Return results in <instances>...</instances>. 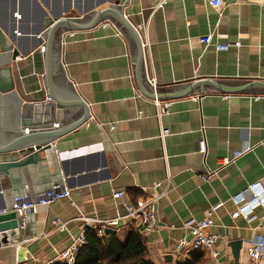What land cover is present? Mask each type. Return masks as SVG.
<instances>
[{"label": "crops", "instance_id": "0c3cea01", "mask_svg": "<svg viewBox=\"0 0 264 264\" xmlns=\"http://www.w3.org/2000/svg\"><path fill=\"white\" fill-rule=\"evenodd\" d=\"M114 1L148 43L143 48L145 74L154 77L156 87L205 78L264 80V0H222L219 10L208 0H168L153 11L147 0H0V22L8 30L14 24L13 46L20 50L14 59L0 56V63L9 65L23 100L46 96L40 50L45 38L37 40L45 17L81 16ZM63 30L59 60L90 116L54 138L48 158L41 151L31 169L3 176L0 203L3 197L6 203L8 194L31 196L63 185L70 195L29 212L20 239L11 241L29 238L24 242L26 260L17 263L13 247H2L0 264H48L79 231V213L122 214L126 201L161 191L153 186L158 180L165 186L156 203L158 226L145 234L148 256L156 264H172L188 255L187 249H175L178 238L190 237L183 222L205 216L218 201L210 230L218 233L214 248L219 260L262 264L248 257L247 247L264 235V205H254L249 218L232 216L236 203L231 197L245 190L249 199L252 190L246 188L252 183L264 191V92L155 97L167 102L158 114L154 97L141 92L134 81L128 41L107 17L89 27ZM206 33H212V41L239 40L240 45L216 50L212 43L199 42V35ZM6 76L0 69L2 83ZM52 123L55 126V120ZM162 128L167 129L163 136ZM200 138L206 144L203 153L198 150ZM245 145L250 147L242 151ZM224 157L232 159L223 164ZM207 169L213 172L201 177ZM115 190L123 194L114 197ZM55 216L67 221L65 230L53 229ZM131 226L120 219L117 236L124 240ZM238 239L235 260L230 242ZM204 264L215 262L208 255Z\"/></svg>", "mask_w": 264, "mask_h": 264}, {"label": "water", "instance_id": "95a60500", "mask_svg": "<svg viewBox=\"0 0 264 264\" xmlns=\"http://www.w3.org/2000/svg\"><path fill=\"white\" fill-rule=\"evenodd\" d=\"M110 2L100 9H91L81 16L60 15L55 19L45 17L37 40L43 41L45 72L43 81L46 96L37 101H26L21 98L10 75V67L0 63L8 78L5 83L0 80V194L3 196V176H12L17 170H29L30 166L40 160L42 151L45 158L52 154L54 138L76 128L83 123L89 114L87 103L78 95L59 60L60 31L92 26L99 19L107 17L125 36L129 44L131 67L134 81L141 92L151 97L168 98L198 91H248L264 92V80L205 78L172 86L156 87L146 80L143 62V51L140 37L134 25L125 16L123 6ZM16 16L14 8L11 17ZM63 30V31H64ZM62 32V31H61ZM15 38L14 24L7 29L0 22V56L6 60L14 59L20 50L13 46ZM55 120V126L52 121ZM28 129H25V128ZM56 156V153H55ZM3 200L0 208L5 207ZM17 227L14 211L0 213V249L13 247L17 263L26 260L27 247L20 243L13 246L12 240L21 237ZM105 232L114 233L115 228L106 227ZM235 260L238 258L240 240L230 242ZM171 255H166L169 260Z\"/></svg>", "mask_w": 264, "mask_h": 264}, {"label": "built area", "instance_id": "2783aa9c", "mask_svg": "<svg viewBox=\"0 0 264 264\" xmlns=\"http://www.w3.org/2000/svg\"><path fill=\"white\" fill-rule=\"evenodd\" d=\"M147 1L150 6V11H153L159 7H162L168 0H147ZM208 2L216 10H219V8L222 5V0H208ZM134 27L140 37L141 47L143 51V48L147 46L148 43L147 41H144L141 38L140 33L135 25ZM198 40L200 43H204V45L212 43L216 50H226L230 45H236V46L240 45L239 40H234V41L226 40L224 42L216 41V40L212 41V33L199 35ZM40 50L43 51L42 44H40ZM143 62H144V55H143ZM146 80L152 83L154 86H156V81L154 77H148L146 75ZM154 101L158 106V114H159L161 111L165 109L167 102L159 103L157 99H155V97H154ZM166 131L167 129L162 128L160 130V135L163 136L166 133ZM53 145L55 146L54 143ZM249 147H250L249 145H245L242 151L248 149ZM198 150L202 153L206 150V144L203 138H200L198 140ZM238 152L235 153V155L239 154ZM231 159L232 158L224 157L222 159V163L226 164ZM212 172H213L212 169H207L206 173L201 174V177H205L208 173H212ZM153 186L162 187V190L147 195L145 197H140L136 199L135 202L126 201L124 203L125 211L122 214H117L108 217H96V216H90L79 213L77 217L83 221V224L81 225L79 231L77 232L76 235L72 237V240L68 243V245L57 253L55 259H51V261L61 259L67 261L68 263H71L73 261L75 251L78 249L79 245L85 241L84 232L86 227H91L92 229L95 230L97 235L101 236L105 232L106 227L117 228L120 223V219H127V221L130 224L136 226L138 230L144 235L154 230L155 227L158 226L156 214H155L156 203L158 198L163 193L165 186H163L162 181L159 180L155 181L153 183ZM248 188H251L252 190L249 199L244 198V194H246L245 190L235 195H232L231 198L236 203L235 209L231 212L232 216L241 214L244 217L249 218L250 212L254 205L256 204L264 205V191L262 190V187L256 183H252L246 189ZM122 194L123 191L121 190H115L112 193L114 197H118ZM69 195H70V189L65 185L59 188H50L39 194H34L31 196L29 195L17 196L15 194L14 195L8 194L6 205L5 207L0 208V213L9 210L14 211L15 216L17 218V227L21 231L26 226L27 214L29 212H35L39 206H48L54 200L61 197H69ZM220 204L221 201L212 204L209 207L207 214L199 219L190 218L183 222V226L189 229L190 237L188 238L180 237L177 239L175 245L176 252H182V250L184 249L189 250L192 248L200 247L209 255L211 259H213L215 264H222V262L218 258V253L214 248V243L217 239L218 233L210 230V227L214 224V221L212 219V214ZM52 224L54 226L53 227L54 230L63 231L67 228V221L59 216H55L52 219ZM27 240H29V238H23L17 242L13 241V245L17 246L20 243L24 244V242H27ZM247 255L251 260L264 262V235H259L257 237H254L250 241L247 247Z\"/></svg>", "mask_w": 264, "mask_h": 264}, {"label": "trees", "instance_id": "16d2710c", "mask_svg": "<svg viewBox=\"0 0 264 264\" xmlns=\"http://www.w3.org/2000/svg\"><path fill=\"white\" fill-rule=\"evenodd\" d=\"M84 240L71 263L57 259L48 264H156L148 256L145 235L135 226L129 228L124 240L116 232H104L99 236L94 229L86 227ZM206 256L208 254L202 248H192L187 256L172 264H204Z\"/></svg>", "mask_w": 264, "mask_h": 264}, {"label": "rangeland", "instance_id": "374dc122", "mask_svg": "<svg viewBox=\"0 0 264 264\" xmlns=\"http://www.w3.org/2000/svg\"><path fill=\"white\" fill-rule=\"evenodd\" d=\"M119 238H120L121 240H123V237H122V235H120V236H119ZM262 264H264V262H263Z\"/></svg>", "mask_w": 264, "mask_h": 264}, {"label": "bare ground", "instance_id": "6f19581e", "mask_svg": "<svg viewBox=\"0 0 264 264\" xmlns=\"http://www.w3.org/2000/svg\"><path fill=\"white\" fill-rule=\"evenodd\" d=\"M25 129H27V127Z\"/></svg>", "mask_w": 264, "mask_h": 264}]
</instances>
